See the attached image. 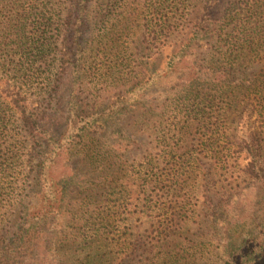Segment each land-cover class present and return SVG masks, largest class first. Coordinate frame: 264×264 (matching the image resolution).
<instances>
[{
  "label": "trees",
  "instance_id": "16d2710c",
  "mask_svg": "<svg viewBox=\"0 0 264 264\" xmlns=\"http://www.w3.org/2000/svg\"><path fill=\"white\" fill-rule=\"evenodd\" d=\"M121 1L0 0V264H189L190 249L181 255L166 249L193 215L189 195L195 192L187 183L196 178L195 158L170 148L166 134L153 151L155 121L143 104L145 111L133 118L132 128L134 136L150 141L126 167L122 157L140 143L122 121L108 124L107 117L94 135L93 116L77 112L71 96L60 97L74 87L89 7L96 6L99 32L111 40ZM197 1L145 0L149 19L143 21L139 51L148 60L170 48V61L178 62L199 33L205 37V67L179 79L175 107L203 124L213 99L198 83L214 88L228 78L244 79L241 59L264 60V51L259 55L264 0H226L220 12L203 0L206 14L217 15L205 23L186 19ZM211 41L219 44L217 53ZM216 60L224 67L215 69ZM138 64L139 74L147 62ZM155 78L144 81L139 75L130 85L132 103L144 102ZM248 141L240 152L251 185L240 199L226 197L216 204L227 215L225 226L213 235L225 264H264V160L254 139ZM72 158L82 162L79 169ZM248 196L263 206L250 204ZM258 207L261 223L246 228L243 214Z\"/></svg>",
  "mask_w": 264,
  "mask_h": 264
},
{
  "label": "rangeland",
  "instance_id": "374dc122",
  "mask_svg": "<svg viewBox=\"0 0 264 264\" xmlns=\"http://www.w3.org/2000/svg\"><path fill=\"white\" fill-rule=\"evenodd\" d=\"M225 1L211 0L210 4L215 3L214 11L220 12ZM146 3L145 0L121 1V25L113 23L114 35L111 40L99 32L102 24L97 17L96 6L92 4L89 7L83 41L78 46L80 64L76 71L74 87L72 90L62 89L60 97L65 101L71 96L77 112L93 116L95 121L90 130L94 135H97L96 127L102 126V120L107 117L110 118L108 124L122 121L123 128L125 127L134 142L140 143L135 144L122 157L126 167L130 165L131 160L144 154L150 141V137L134 136L132 120L145 111L143 104L148 112L153 113V131L156 139L152 143L153 151L161 148L160 139L166 134V144L195 158L192 165L197 169L196 178L192 177L187 183L188 187L193 186L191 191L195 192V195H189V201L194 206L193 215L184 230L171 236L166 250L171 255H181L184 249H190L189 264H225L224 259H220L218 243L213 235L225 226L227 215L216 204L219 199L226 197L240 199L245 193L243 188L251 185L250 179L243 173L245 154L240 152L244 142L250 143L249 137L254 139L253 144H257L256 151L264 160V98L260 99L255 94L264 93V60H255L250 64L246 58L241 59L239 63L247 75L244 79L228 78L227 83L218 84L214 88L198 83V86H202L204 92L212 97V106L203 124L186 119L182 114L175 112L181 89L178 82L180 78H185L187 73L194 74L205 67V47L208 43L199 33L180 61H170V48H164L145 60L146 52L141 53L139 49L142 45L143 21L149 19L145 9ZM167 10L166 7L163 12ZM206 13L203 0H200L186 19L205 23L211 17H217L215 13L212 16ZM218 45L215 41L209 43L214 53H217ZM220 50L223 52L225 48ZM263 51L264 49H260L259 55H262ZM220 59L222 58L218 60ZM144 62H147V65H144L143 72L138 74V63ZM215 63V69L224 67L223 61L217 64L216 60ZM140 74L144 81L154 75L156 78L143 97L144 102L136 104L132 103L135 89L132 92L133 87L130 85L137 84ZM229 156V162L223 163ZM234 157H237V160L233 161ZM61 162L62 160L57 163V172L61 169ZM71 163L75 169L82 165L79 158H72ZM247 201L263 206L255 203L252 196H248ZM260 208L243 214L246 228L252 229L254 223H261L263 209ZM134 222L131 221L130 225L134 226Z\"/></svg>",
  "mask_w": 264,
  "mask_h": 264
}]
</instances>
